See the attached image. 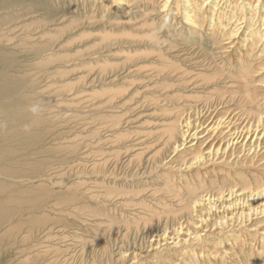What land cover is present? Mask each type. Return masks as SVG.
Instances as JSON below:
<instances>
[{"label": "rangeland", "instance_id": "obj_1", "mask_svg": "<svg viewBox=\"0 0 264 264\" xmlns=\"http://www.w3.org/2000/svg\"><path fill=\"white\" fill-rule=\"evenodd\" d=\"M31 1L27 0L28 7ZM56 1L52 0V5L63 7L64 15H68L67 22L56 20L59 14L49 20L43 19L41 14L48 16L46 10L34 7L32 10L38 12L37 18L20 22L25 27L24 31L16 32L17 39H12V32L8 33L12 34L9 36L12 40L5 38L9 40L6 49L10 51L12 63H17L19 69L26 68L23 74L17 73L29 91L26 106H41L36 113L30 110L25 115L30 119L25 127L17 126L12 130L22 131L13 142L14 147L20 148L15 165L23 170L21 176L32 178L24 187L43 184L44 187L42 191L20 198L19 207L27 209L23 214L26 223L19 228L16 241L13 242L9 235L0 243V264H133L136 254L142 261L144 256L147 258L155 253L151 247L152 235L165 228L162 224L154 226L156 221L149 223L148 216L168 208L171 212H179L178 199L172 198L175 193H180L182 199L191 197L193 191L189 193V190L178 188L176 179L179 176L172 172L186 174L189 169L199 167L186 168L184 162L187 160L181 152L171 154L172 146L166 143L168 127L164 124L171 126L175 113L188 104L195 105L198 99L203 98V102L215 96L202 88L214 92L232 91L230 83H225L233 79L220 81L221 86L214 85L220 84L217 79L214 83L204 80L198 87L202 80L198 81L196 76H188L190 78L182 82L173 73L170 76L171 66L191 67L188 70L195 75L210 66L205 62L196 63L203 60H194L191 52L179 53L177 58L182 57L179 60H161L169 58L163 48L171 51V46L162 45L158 32L153 36L144 35L148 26L143 14L152 16L157 8L153 3L141 8L143 13L118 9L107 14L103 8L101 13L85 14L82 7H78L79 0H75L78 5L74 6H70L68 0ZM172 22L170 24L179 26ZM23 37L27 39L21 41ZM196 38L210 46L207 52L216 56L217 64L224 68L226 75L236 78L237 65L230 64L219 37L212 36L215 44L206 32L202 38ZM165 43L176 49L183 47L178 43L189 46L176 32L167 37ZM216 43L218 51H212ZM195 48L198 49L197 44ZM6 65L2 64L4 69ZM258 66L256 62L247 70L252 75ZM155 69H162L158 78ZM261 79L264 75L253 78L255 81ZM241 83L244 82L238 83L242 88L237 85L236 90H245ZM109 90L116 92L111 95ZM165 98L169 101L163 102ZM199 109L201 107L192 117L196 127L198 114L202 112L201 120L205 121L209 115L212 119L215 111L210 109V114L206 112L210 111L208 109ZM11 115L13 119L23 116ZM161 157L166 158L162 160ZM240 169L247 172L245 166ZM207 176L202 175L206 183H201L200 187L210 183ZM190 179L201 182L200 177ZM242 181L240 178L238 183ZM212 182L217 183H211L213 187L231 184L229 179L220 177ZM134 192L139 194L134 196ZM121 193H127L125 195L131 199L122 200ZM15 211L22 213L21 209ZM9 212L11 210H5L8 215ZM29 215L34 217L32 220L41 219L42 223L31 224ZM16 218L14 213L0 228L8 229L9 224L18 222ZM243 241L249 252L248 241ZM162 243L167 244L166 241ZM174 253L175 257H170L171 264L185 259L187 262L183 264H211L214 260L192 259L191 256L187 259L181 251ZM156 256L151 255L148 261L144 259L140 263L156 264L158 261L150 260ZM227 262L225 259L213 264ZM233 263L241 264L239 260Z\"/></svg>", "mask_w": 264, "mask_h": 264}, {"label": "bare ground", "instance_id": "obj_2", "mask_svg": "<svg viewBox=\"0 0 264 264\" xmlns=\"http://www.w3.org/2000/svg\"><path fill=\"white\" fill-rule=\"evenodd\" d=\"M70 1V6L78 5L75 0H68V3ZM79 1L81 5L78 7H82L81 10L85 14L89 12L95 14L96 11L101 13L103 8L107 14L111 10L116 12L118 9L122 12L128 10L132 13H143L144 9L141 10V8H146L149 3L155 4L157 8L153 11L152 16L148 13L143 14L144 23L148 26L144 35L153 36L158 32V40L162 45L171 46V51L163 48V52L169 58L161 60H179L182 58H177L179 53L187 52L189 54L191 52L190 54L194 55V60H203L196 63L205 62L212 67L205 68L203 73L195 75L188 70L191 67L186 69L180 64L177 67H170V76L173 73L172 75L177 77L180 82L186 81L188 76H196L198 81H203L198 87L204 83V80L214 83L213 81L216 79V82L233 79L225 83H230L232 91L214 92L213 89L202 88L203 91L206 90L215 96L206 98L207 100L203 102H201L203 99L201 97L202 99H198V103L195 105L188 104L187 109L182 107V111L179 110L178 113H175V121L171 126L169 123L164 124L168 127L166 143L172 146L171 154L181 152L183 159L187 160L184 162L186 168L196 165L199 167L189 169L190 172H186V174L178 173L175 170L172 172L173 175L179 176V180L176 179L179 181L178 188L189 190V193L191 190L193 191L190 199L189 196L182 199L180 193L173 195L172 198L178 199L179 209L177 210L179 212H171V209L168 208V210L164 209L165 211L162 209L159 214L155 212L148 216L149 223L156 221L157 224L154 226L165 225L163 230L161 228L152 235L151 247L155 253L149 254L148 257L157 256L150 260L158 261L156 264H167L168 262L171 264L170 257H175L174 252L181 251L184 253L182 256H187L185 257L187 259L189 256L192 259L194 257L204 261L213 258V262L208 261L211 264L225 259L228 260L227 264H237L233 263L234 260H239L241 264H264V79L253 80L254 77L264 75V0ZM30 3V7H28L27 0H0V226H4V223L14 213L17 215L16 221H18L9 224L8 229L0 228V243L6 240L9 235L13 242L16 241L18 233L21 231L19 228L23 223H26L23 214L27 209L23 206L19 207L21 205L18 204L21 201L20 198L27 197L28 194L38 190L42 191L41 189L44 187V184L24 187L26 186L25 182L32 178L31 176H25V178L21 176L23 170L15 165L20 148L14 147L13 142L17 136L21 135V129L29 123L30 119L25 115L30 113L31 108L26 106L28 88L18 75L23 74L26 68L19 69L21 67H17V63H12L9 57L10 51L6 49V46H8L9 40L18 38L15 36L16 32L24 31L25 25L20 22L37 18L38 12L32 10L34 7L39 6L41 10H46L50 18L41 14L43 19L49 20L59 14V19L56 20L62 19L60 23L68 20L66 19L68 15L63 13L65 12L63 7L61 5L58 8L53 6L52 0H32ZM56 3L61 2L56 1ZM169 10L174 13L168 12ZM171 20H173V24L178 23L179 26L170 24ZM140 21L142 20L140 19ZM11 32L14 34L12 39L9 37L12 34H8ZM175 32L187 41L189 46H185V43H178L183 47L176 49L175 46L166 44L167 37L175 35ZM205 32L212 44H215L212 36L219 37L223 43L224 54L231 61L230 64L237 65L234 69L236 78L226 75L224 68L217 64L216 56L207 52L210 46H205L197 40L196 37L202 38ZM6 37L9 40L5 41ZM26 39L23 37L21 41ZM196 44L198 49L195 48ZM212 51H218L217 43ZM199 52L202 53L195 55ZM182 56L185 55L182 54ZM256 62H258L259 69L254 70L251 75L247 69ZM2 64H7V67L4 69ZM232 70L230 72H233ZM154 71L158 78L162 69ZM242 81L244 83L241 84H244L242 86L245 87V90H236L237 85H240L238 83ZM214 85L221 86V82ZM115 92L109 90L111 95H114ZM165 100L169 101L168 98L162 101ZM165 104L167 103H163V105ZM199 107L205 111L207 109H215V111L213 114L211 110V112L206 111L213 115L212 119L211 115H209L210 118L205 116L210 121L209 119L202 121V112H199L200 114L196 117L199 120L196 127L195 124H192L194 122L192 117L196 115V110ZM11 113L23 116L13 119ZM205 114L207 115V113ZM17 126H20L21 129L13 132L12 130ZM170 127L171 132L169 133ZM203 137L204 139L201 140ZM164 158L166 157H161L162 160ZM229 165H235V167H229ZM240 166H245L247 172L241 170ZM201 174L209 176L210 183H207V186L200 187L201 183H206ZM192 176L200 177L201 182H193L190 179ZM217 177L229 179L231 184L213 187L212 184L217 185V183L212 180ZM240 178L243 181L239 184ZM165 190L168 193L173 192ZM125 194L127 193H121L122 200L131 199V196ZM138 194L133 193L134 196ZM163 206L167 207V205ZM163 206L160 207L164 208ZM15 209H21L22 213ZM5 210H11L9 212L11 214L8 215ZM28 218L29 222L34 217L29 215ZM35 218L40 217L35 216ZM40 222L41 219H34L30 223L37 226L38 223H42ZM203 231L206 232L202 234ZM243 240L248 241L249 252H246L247 248L244 246ZM163 241H166L167 244L163 245ZM168 247V252L166 251L168 255H165L166 252L158 254ZM194 247L197 249H192ZM200 248L202 251H198ZM123 253L127 256L125 252ZM148 257L144 256L142 261L144 259L148 261ZM142 261L136 254L133 264H141ZM183 261L187 262L185 259L177 264H183Z\"/></svg>", "mask_w": 264, "mask_h": 264}, {"label": "clouds", "instance_id": "obj_3", "mask_svg": "<svg viewBox=\"0 0 264 264\" xmlns=\"http://www.w3.org/2000/svg\"><path fill=\"white\" fill-rule=\"evenodd\" d=\"M33 113H36L38 111V106H33L31 109H30Z\"/></svg>", "mask_w": 264, "mask_h": 264}]
</instances>
